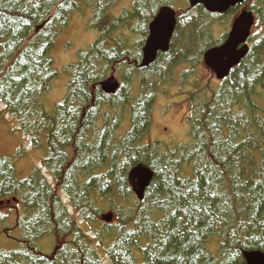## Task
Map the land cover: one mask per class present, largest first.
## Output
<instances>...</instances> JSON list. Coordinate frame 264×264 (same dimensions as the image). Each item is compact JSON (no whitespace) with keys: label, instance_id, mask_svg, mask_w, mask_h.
<instances>
[{"label":"trees","instance_id":"obj_1","mask_svg":"<svg viewBox=\"0 0 264 264\" xmlns=\"http://www.w3.org/2000/svg\"><path fill=\"white\" fill-rule=\"evenodd\" d=\"M118 1L0 0V101L45 150L52 178L35 170L19 180L0 156V235L19 237L15 250L0 248V264H104L99 249L112 264H243V252L264 253V0L223 14L188 0H129L117 11ZM163 7L177 11L168 51L142 67L149 23ZM81 8L91 10L96 40L67 67L65 99L47 112L54 40ZM243 8L261 28L226 78L187 93L188 145L147 142L158 93L176 81L197 85L194 65ZM109 75L121 82L112 95L100 88ZM139 164L153 174L141 200L128 182ZM106 212L110 224L100 221ZM45 238L48 253L37 246Z\"/></svg>","mask_w":264,"mask_h":264},{"label":"rangeland","instance_id":"obj_2","mask_svg":"<svg viewBox=\"0 0 264 264\" xmlns=\"http://www.w3.org/2000/svg\"><path fill=\"white\" fill-rule=\"evenodd\" d=\"M128 1L119 0L116 6L117 11L128 5ZM78 13L81 14L73 15L63 30L58 33L54 41L51 53L57 76L52 81L48 92L42 98V107L48 112H52L55 105L60 103L65 97L67 84L70 80V73L67 67L75 64L78 60L79 52L85 50L95 40L96 32L94 29H89L88 22L91 10L89 8H81ZM130 27H134V25H130ZM260 28L261 26L257 24L253 27L251 33H256ZM126 30L128 29L126 28ZM127 32L131 33V31ZM127 38L131 40L132 36H127ZM194 66L198 73L197 78H199L195 82L197 85L195 84L194 86L190 82L191 84L188 83L181 86L176 81L158 93L151 111L152 118L149 134L146 138L147 142H158L170 149L178 145H188L189 138L187 131L189 121L187 120L191 115L189 113L193 110V106L187 97V93L203 86L209 80L213 81V84L218 83L212 73L204 66L202 59L200 64ZM0 111L3 113L0 120V156L6 157L12 163L19 180L27 178L35 170H40L49 184H52V178L42 165L45 150L43 148H34L20 127L7 113L1 101ZM126 117L125 114L121 118L120 134L129 127ZM186 117L188 118L186 119ZM58 193L62 201L67 204L66 195L62 191ZM17 234L18 232H15L8 238L0 235V248L10 251L15 250L17 245L16 240L19 238ZM215 245V242L207 245L212 254H214L212 251H215ZM37 246L42 252L48 253L52 249V240L50 238L41 239L37 243ZM100 255L104 264H111L108 258L102 255V252Z\"/></svg>","mask_w":264,"mask_h":264},{"label":"water","instance_id":"obj_3","mask_svg":"<svg viewBox=\"0 0 264 264\" xmlns=\"http://www.w3.org/2000/svg\"><path fill=\"white\" fill-rule=\"evenodd\" d=\"M245 0H188L190 7L201 5L209 13H225L228 9L244 3ZM255 23L253 13L247 9L242 10L232 21L227 39L220 47L208 50L204 54V64L213 71L218 80L229 74L230 69L237 66L240 60L248 52L247 40L251 28ZM176 24V12L164 7L155 16L149 25V35L142 50L141 66H149L158 52L168 50L169 40ZM119 87L118 82L109 78L101 83L105 93L112 94ZM152 172L143 165L132 169L128 175V181L133 193L142 199L145 188L152 179ZM102 221L110 223L112 214L102 216ZM244 264H264V253L260 251L243 252Z\"/></svg>","mask_w":264,"mask_h":264}]
</instances>
